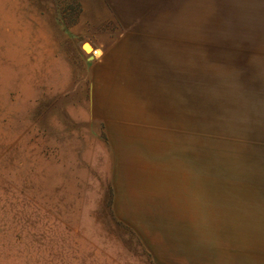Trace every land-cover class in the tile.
<instances>
[{
	"label": "rangeland",
	"instance_id": "obj_1",
	"mask_svg": "<svg viewBox=\"0 0 264 264\" xmlns=\"http://www.w3.org/2000/svg\"><path fill=\"white\" fill-rule=\"evenodd\" d=\"M145 4L0 0V264H264V0Z\"/></svg>",
	"mask_w": 264,
	"mask_h": 264
},
{
	"label": "crops",
	"instance_id": "obj_2",
	"mask_svg": "<svg viewBox=\"0 0 264 264\" xmlns=\"http://www.w3.org/2000/svg\"><path fill=\"white\" fill-rule=\"evenodd\" d=\"M92 47H93V50H97V46L95 45V44H93V43H89ZM112 48H113V46H107L105 49H103L102 51H104L105 52V54H103V56L104 55H108V53L112 50ZM98 51V50H97ZM113 52V51H112ZM111 52V53H112ZM112 55H113V53L112 54H109L108 55V57L107 56H104L106 59L105 60H108L109 58H111L112 57ZM167 98V96H164V98L163 99H166ZM159 100H161V95H159V97H158V101Z\"/></svg>",
	"mask_w": 264,
	"mask_h": 264
},
{
	"label": "bare ground",
	"instance_id": "obj_3",
	"mask_svg": "<svg viewBox=\"0 0 264 264\" xmlns=\"http://www.w3.org/2000/svg\"><path fill=\"white\" fill-rule=\"evenodd\" d=\"M127 1L130 2V3H134V1H135V2H138L139 4L147 5V4H145V3H146V0H144V1H140V2H139V0H127ZM83 49H84L86 52H88V51L90 50V47H89L88 44H85V43H84V47H83ZM97 53H98V51H96V55H97Z\"/></svg>",
	"mask_w": 264,
	"mask_h": 264
},
{
	"label": "built area",
	"instance_id": "obj_4",
	"mask_svg": "<svg viewBox=\"0 0 264 264\" xmlns=\"http://www.w3.org/2000/svg\"><path fill=\"white\" fill-rule=\"evenodd\" d=\"M92 55H93V57L96 56V51L95 50L92 51Z\"/></svg>",
	"mask_w": 264,
	"mask_h": 264
},
{
	"label": "water",
	"instance_id": "obj_5",
	"mask_svg": "<svg viewBox=\"0 0 264 264\" xmlns=\"http://www.w3.org/2000/svg\"><path fill=\"white\" fill-rule=\"evenodd\" d=\"M85 44H88V43H85ZM89 59L91 60V59H92V57H91V56H89Z\"/></svg>",
	"mask_w": 264,
	"mask_h": 264
}]
</instances>
